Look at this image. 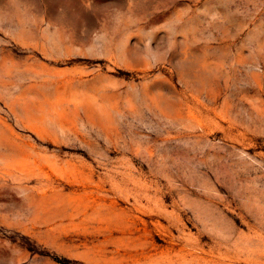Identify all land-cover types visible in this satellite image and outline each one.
<instances>
[{
  "label": "rangeland",
  "instance_id": "obj_1",
  "mask_svg": "<svg viewBox=\"0 0 264 264\" xmlns=\"http://www.w3.org/2000/svg\"><path fill=\"white\" fill-rule=\"evenodd\" d=\"M0 264H264V0H0Z\"/></svg>",
  "mask_w": 264,
  "mask_h": 264
}]
</instances>
